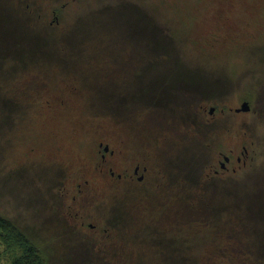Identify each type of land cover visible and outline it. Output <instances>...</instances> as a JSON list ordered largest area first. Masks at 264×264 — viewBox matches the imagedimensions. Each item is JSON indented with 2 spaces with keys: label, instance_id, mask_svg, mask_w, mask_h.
Returning a JSON list of instances; mask_svg holds the SVG:
<instances>
[{
  "label": "rangeland",
  "instance_id": "1",
  "mask_svg": "<svg viewBox=\"0 0 264 264\" xmlns=\"http://www.w3.org/2000/svg\"><path fill=\"white\" fill-rule=\"evenodd\" d=\"M0 19L15 32L0 36V216L47 264H101L70 255L92 247L64 243L67 211L84 201L75 184L89 220L132 201L134 186L110 191L96 164L147 168L139 222L159 217L145 209L158 176L181 194L167 203L186 216L168 242L176 257H150L144 242L119 264H264V0H0ZM115 28L126 40L115 46L129 47L111 74L102 60ZM244 102L250 111L236 114ZM99 142L114 150L105 162L93 159ZM242 146L245 170L206 178ZM193 189L209 197L201 216Z\"/></svg>",
  "mask_w": 264,
  "mask_h": 264
},
{
  "label": "flooded vegetation",
  "instance_id": "2",
  "mask_svg": "<svg viewBox=\"0 0 264 264\" xmlns=\"http://www.w3.org/2000/svg\"><path fill=\"white\" fill-rule=\"evenodd\" d=\"M127 40H129V38H127ZM120 41L125 42L126 40H121L119 31L115 28L114 31H111V37L107 40L106 49L110 50V53L108 55L105 54L102 60V64L106 62L108 66H110L111 74L112 72L115 73L113 66H115V59L119 48L121 46L129 47L128 41L123 45L119 43V45L115 46V43ZM213 113L214 109L211 108L209 114L212 115ZM192 126H194L193 122H191V127ZM242 150L241 156H234L231 153H229L228 156H222V160L218 161L217 165L219 171H214L206 178H217L220 175L224 176V173L229 172L231 163L233 165L231 171L233 175L245 170L248 167L247 157L249 152L246 146H242ZM94 155L100 158L101 162H105L107 157L114 155V150H112L108 144L99 142L98 150H93V159ZM47 158H52V155ZM96 166L100 168L98 173L106 180L107 188L110 191H117L120 184L130 183L133 185L132 201L128 203L115 202L113 207L121 212L113 213V217L107 221H103V216L100 214L98 217H93L92 220H89L87 217L91 214V207L86 202V200L89 199L88 196L84 195L85 189L87 188L84 187L82 189L81 183L75 184L74 190L76 195H80L84 201H78L79 207L77 211H67V223L63 228L69 229V232H71L69 237H72V235L74 236L66 239L64 243H66V246H68L67 244L71 245V242H79L80 245L90 246L92 247L93 254L87 253L88 251L84 250L80 251L79 254L70 252V255L73 258L82 256L92 257L95 255L101 264H119V261H116L117 257L126 256L134 258L137 246L145 242L144 246L149 248L147 250L149 251L150 257H159L162 255H164V258L165 256L166 258L176 257V253H171V251L175 252V250H172V245L168 247V242H176L177 232L182 231L186 223H183L181 220L182 216H179L178 210L180 207L167 208V203L171 197L169 192H174L175 187L178 188V184L176 183L174 186L163 182V185H161L162 181L160 176H158L159 179L157 182L145 193V197H150L154 201L148 202V207L145 209L148 211V215H150V208L151 211L158 210L157 215H159V217L151 218L146 223L139 222L137 218L138 215L141 214V208L140 203L135 199L140 196V190L144 188L145 173L148 171L147 168L142 167L140 164H135L133 166L134 168H132L129 173L116 174L112 168L106 165L96 164ZM140 172L143 174H140ZM89 183H91L90 180H86L84 186H88ZM194 190L195 189H193L192 192H195L198 197L200 195V191L198 190L200 189ZM76 195L73 197L74 200ZM175 195H173L175 199L181 198L180 192L175 191ZM99 208H104V205H100ZM106 210H108V208ZM195 222L199 223L198 220ZM168 235L169 237L167 239ZM156 239L158 242H154ZM120 242H122V244ZM68 248L70 249L71 247L68 246ZM106 259H110L111 263L107 262Z\"/></svg>",
  "mask_w": 264,
  "mask_h": 264
},
{
  "label": "trees",
  "instance_id": "3",
  "mask_svg": "<svg viewBox=\"0 0 264 264\" xmlns=\"http://www.w3.org/2000/svg\"><path fill=\"white\" fill-rule=\"evenodd\" d=\"M0 24V36L13 37L15 32L13 30L7 31V26H4V22L1 19ZM3 41V38H0V42ZM3 59H6V57H3ZM103 66L108 67V64L104 62ZM207 200H209V197L207 195L203 197V192L193 200L192 211L197 216L203 215L204 207H202V203ZM206 213L207 210L205 208ZM181 220L186 223V216H182ZM0 244L4 247V253L9 256V264H47L42 251L34 246L32 241L22 234L15 225L2 216H0ZM173 264L175 263L173 262Z\"/></svg>",
  "mask_w": 264,
  "mask_h": 264
},
{
  "label": "water",
  "instance_id": "4",
  "mask_svg": "<svg viewBox=\"0 0 264 264\" xmlns=\"http://www.w3.org/2000/svg\"><path fill=\"white\" fill-rule=\"evenodd\" d=\"M250 111V105L247 102L242 103L240 108L236 109V113H248Z\"/></svg>",
  "mask_w": 264,
  "mask_h": 264
}]
</instances>
